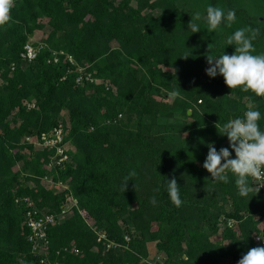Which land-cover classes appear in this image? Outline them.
Here are the masks:
<instances>
[{"label":"trees","instance_id":"1","mask_svg":"<svg viewBox=\"0 0 264 264\" xmlns=\"http://www.w3.org/2000/svg\"><path fill=\"white\" fill-rule=\"evenodd\" d=\"M245 1L14 0L0 26V264H152L150 244L163 259L156 264H238L258 246L252 237L264 197L253 177L242 197L232 173L215 182L203 168L210 143L235 158L215 124L252 109L264 131V97L206 74V54H233L226 41L240 28L259 30L253 54L264 53V12ZM209 5L235 10V22L208 32L197 21L201 31L192 33L191 16H206ZM28 42L44 45L30 63L21 57ZM60 52L94 82L79 85L63 55L49 62ZM174 90L180 96L169 95ZM58 126L68 159L49 168L55 150L36 142ZM173 176L180 207L166 191ZM23 198L41 215L67 208L48 228L43 256L28 240ZM96 233L120 247L105 250Z\"/></svg>","mask_w":264,"mask_h":264},{"label":"clouds","instance_id":"2","mask_svg":"<svg viewBox=\"0 0 264 264\" xmlns=\"http://www.w3.org/2000/svg\"><path fill=\"white\" fill-rule=\"evenodd\" d=\"M13 3L14 0H0V26L10 21ZM201 20L206 22L208 32H214L222 22L226 21L229 25L235 22L236 13L235 10L225 12L220 7L209 5L206 8V16H203L200 11H196L191 16L188 29L192 33L201 31L197 23ZM258 35L259 30L250 27L236 30L226 41L227 45L235 46V52L231 55L223 53L219 57L211 55L210 52L207 53L206 59L209 66L206 68V74L213 78L218 74L222 75L225 84L230 89L239 87L242 91L250 90L256 96L264 97V53L253 54L255 52L253 41ZM208 48L211 51V44ZM190 55L185 52L180 58L187 59ZM169 95L178 97L180 91L174 90ZM260 119L261 113L258 110L249 109L245 111L242 118L229 120L223 126L219 123L215 124L219 134L227 136L229 146L235 152V158H231L229 148L222 147L217 151L213 143L207 145L209 151L203 168L211 174L215 182L228 183L229 173H232L235 176L238 194L242 197L248 196L253 191L248 182L249 177L264 178V131L259 126ZM134 176H136L135 170L124 178L123 192L127 190L128 181ZM166 184V191L171 202L176 207L182 206L180 185L176 178L173 176L172 179H167ZM136 187L134 184L135 190ZM259 190L260 187L256 189V193ZM151 202L156 203L155 197ZM238 264H264V246L250 248L246 254L242 255Z\"/></svg>","mask_w":264,"mask_h":264},{"label":"built area","instance_id":"3","mask_svg":"<svg viewBox=\"0 0 264 264\" xmlns=\"http://www.w3.org/2000/svg\"><path fill=\"white\" fill-rule=\"evenodd\" d=\"M43 48L44 45L41 43L36 42L35 44H32L31 42H28L23 48L21 57L25 62L30 63L34 59H36L38 53ZM62 55L64 56L65 61L69 62L72 66L76 68V82L79 85H83L88 82H94V79L91 77V74L88 72L85 73V70L82 67L76 66L73 58L70 55H65L62 52H60L59 54L54 53L49 59V62L58 63L59 57ZM26 107L27 109H32L34 108V105L32 103H26ZM120 117L121 116L119 115L118 118ZM26 141L29 142L30 137H27ZM62 142L63 131L61 126H58L53 129V131L48 135L42 134L37 140V147L55 150L54 156L50 158L49 168L53 166H60L61 163L65 162L68 159L67 155L64 154L66 148L65 146L63 147ZM252 182L254 184L255 189L260 187L259 192L261 193L262 197H264V178H253ZM62 188L65 187L62 186ZM22 203H25L26 205L24 222L26 228L29 230L28 240L32 244L33 252L37 255L43 256L47 253L49 247L47 230L49 227L53 226L56 221L64 219L67 208H64L58 216L48 214L41 215L36 211V209L34 208V203L30 199L23 198ZM71 203L72 204H70V206L74 205L75 201L71 199ZM221 219L226 223V226L228 228L234 227L235 223L233 221H225L223 217H221ZM256 220L259 221V224L257 226V232L253 235L252 240L256 245L264 246V240H261L264 239V215L256 217ZM96 236L97 242L101 243L105 250H110L116 246L120 247V244L109 239L105 233H96ZM258 237H260L261 239H259ZM124 240L128 242V237H125ZM149 261L152 264H156L157 262L163 261V259L160 256H155L154 259H149Z\"/></svg>","mask_w":264,"mask_h":264},{"label":"rangeland","instance_id":"4","mask_svg":"<svg viewBox=\"0 0 264 264\" xmlns=\"http://www.w3.org/2000/svg\"><path fill=\"white\" fill-rule=\"evenodd\" d=\"M249 3H251L252 5H253V8H257V6L259 5L260 6V8H261V11L262 12H264V3H262V4H260L257 0H251V2L248 0H246L245 1V4H249ZM32 39H34V40H39L40 39V36H39V34L38 35H34L33 37H32ZM262 48H264V46H262ZM149 256H150V259H154L155 258V256H158V255H156V253H155V248H154V245L153 244H150L149 245Z\"/></svg>","mask_w":264,"mask_h":264},{"label":"water","instance_id":"5","mask_svg":"<svg viewBox=\"0 0 264 264\" xmlns=\"http://www.w3.org/2000/svg\"><path fill=\"white\" fill-rule=\"evenodd\" d=\"M188 114H190V112H188Z\"/></svg>","mask_w":264,"mask_h":264}]
</instances>
